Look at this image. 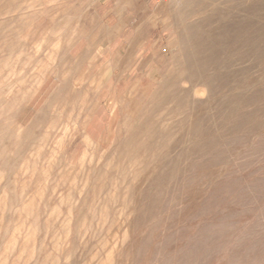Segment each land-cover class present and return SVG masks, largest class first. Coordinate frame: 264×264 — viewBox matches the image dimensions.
<instances>
[{
	"label": "rangeland",
	"instance_id": "1",
	"mask_svg": "<svg viewBox=\"0 0 264 264\" xmlns=\"http://www.w3.org/2000/svg\"><path fill=\"white\" fill-rule=\"evenodd\" d=\"M169 1L0 0V264H264V0Z\"/></svg>",
	"mask_w": 264,
	"mask_h": 264
},
{
	"label": "bare ground",
	"instance_id": "2",
	"mask_svg": "<svg viewBox=\"0 0 264 264\" xmlns=\"http://www.w3.org/2000/svg\"><path fill=\"white\" fill-rule=\"evenodd\" d=\"M216 2H217L216 0H170L167 3V5H171L173 10H176L177 5L181 4L183 5L182 11L185 14L186 12H188L190 16L193 15L196 18L199 17L198 21L195 24L191 25L186 29V31H184L187 34V36L185 37H189L193 35V37L195 38L192 44L186 49V47H184L185 42L186 44L190 42L187 39L185 40V42H183L182 44H178V46L176 47V49H179L184 53L182 58L180 59V63H176L175 67L181 69L182 76L187 80H196V70L206 66L207 65L206 62L210 58H212V56H214L208 44L210 41L216 38H223L226 36L233 37L237 32V30L234 27L223 24L221 17L220 19L218 18L213 20L212 17L215 14L211 11V7H213ZM168 15H169V11L166 17H168ZM223 18H227V17L224 16ZM173 26L174 28L176 27L178 28V26H176L175 24ZM177 28H176V34L179 35ZM220 76L222 75L220 74Z\"/></svg>",
	"mask_w": 264,
	"mask_h": 264
},
{
	"label": "built area",
	"instance_id": "3",
	"mask_svg": "<svg viewBox=\"0 0 264 264\" xmlns=\"http://www.w3.org/2000/svg\"><path fill=\"white\" fill-rule=\"evenodd\" d=\"M156 1H160V0H156Z\"/></svg>",
	"mask_w": 264,
	"mask_h": 264
}]
</instances>
